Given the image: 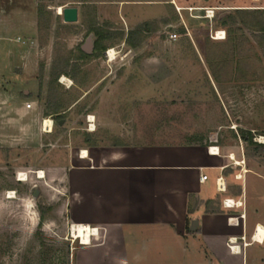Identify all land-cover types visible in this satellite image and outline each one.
Instances as JSON below:
<instances>
[{
    "label": "rangeland",
    "instance_id": "obj_1",
    "mask_svg": "<svg viewBox=\"0 0 264 264\" xmlns=\"http://www.w3.org/2000/svg\"><path fill=\"white\" fill-rule=\"evenodd\" d=\"M71 7L79 18L66 23ZM218 30L226 39H213ZM143 117L168 139L205 135L240 155L264 221V154L240 137L264 144V0H0V264H70L81 242L64 169L82 151L152 137L131 131ZM250 264H264L262 249Z\"/></svg>",
    "mask_w": 264,
    "mask_h": 264
},
{
    "label": "crops",
    "instance_id": "obj_2",
    "mask_svg": "<svg viewBox=\"0 0 264 264\" xmlns=\"http://www.w3.org/2000/svg\"><path fill=\"white\" fill-rule=\"evenodd\" d=\"M150 120L143 117L142 126L131 131H153L152 137L114 144L64 169L68 224L97 229L89 244L72 247L70 264H250L259 258L264 241L255 230L264 221L250 202L251 175L242 157L224 154L217 145L220 152L214 153L205 135L196 141L168 139L163 132L169 128H159L160 122L150 128ZM221 176L226 192L217 188ZM226 199L242 207L227 208ZM208 201H214L210 210ZM243 213L239 225L229 222ZM194 219L199 225L191 231ZM235 238L239 251L229 248Z\"/></svg>",
    "mask_w": 264,
    "mask_h": 264
},
{
    "label": "built area",
    "instance_id": "obj_3",
    "mask_svg": "<svg viewBox=\"0 0 264 264\" xmlns=\"http://www.w3.org/2000/svg\"><path fill=\"white\" fill-rule=\"evenodd\" d=\"M207 14H208L207 17L208 18H211L213 16L214 12L213 11L212 12H208ZM177 38H178V35L176 33L170 34V39L176 40ZM213 39L214 40H224V39H226V31H224V30H218V31H216ZM18 41H20V39H18ZM22 43L25 44V41H22ZM110 51L111 50H109L107 52L108 53V56H109V52ZM28 107L30 108L31 105H28ZM45 122H46V120L43 123V125H44L43 130L44 131H46ZM52 125H53V122H52ZM48 131H49V129H48ZM210 149L211 150H215L214 153H216V154H219V152H220L219 147H216V146H212V147H210ZM203 179L206 180L207 179V176H204ZM217 188L221 192H226L227 191V184H226V181H225V178L224 177L221 176V177H219L217 179ZM224 204H225V206L227 208H230V209H234V208L240 207V206L242 207V204L241 203L235 202L232 199H226L224 201ZM245 217H246V214L243 213L240 216H230L228 220H229V222L231 224L239 225L240 219H245ZM74 226H78V225H76V224H71L70 225V235H71L72 242H75V240H76V238L73 237V234H74L73 228H74ZM257 229L258 228H256L255 232L257 231ZM96 232H97V229H92V232L91 233L94 234ZM253 237H254V235H253ZM243 240H244V237H243ZM229 248L231 249V251H239L240 245L237 243V239L236 238H235V240L231 239V244H230Z\"/></svg>",
    "mask_w": 264,
    "mask_h": 264
},
{
    "label": "bare ground",
    "instance_id": "obj_4",
    "mask_svg": "<svg viewBox=\"0 0 264 264\" xmlns=\"http://www.w3.org/2000/svg\"><path fill=\"white\" fill-rule=\"evenodd\" d=\"M62 10H63V9H62ZM62 10H60V11H62ZM62 13H63V12H62ZM114 56H115L114 50H111V51L109 52V57H111V58L113 59ZM90 119H91L90 121L93 120L92 117H90ZM92 126H93V125H92ZM45 127H46V131H47V132H51V131H52L53 125H52L51 120H46V122H45ZM48 129H49V131H48ZM82 157H84V158H88L89 155H88V153H87L86 151H82ZM23 176H24V174L21 173V174L19 175V180H22V181H23V180H27V178L22 179ZM21 177H22V178H21ZM38 177H39L40 179L45 178V173H44V171H39V173H38ZM8 198H14L13 192H10V193H9V197H8ZM257 228H258V229H257V231L255 232V234H256V239H257L258 241H264V227H263L262 225H259ZM73 231H74L73 237L76 238L75 241L79 240V241H80L81 243H83V244H89V243H90V235H91V232H92V228H90V227H88V226H85V225H78V226H74Z\"/></svg>",
    "mask_w": 264,
    "mask_h": 264
},
{
    "label": "water",
    "instance_id": "obj_5",
    "mask_svg": "<svg viewBox=\"0 0 264 264\" xmlns=\"http://www.w3.org/2000/svg\"><path fill=\"white\" fill-rule=\"evenodd\" d=\"M62 12H63L62 13L63 19L66 23H75L78 21V18H79L78 8L76 7L64 8ZM88 42L89 40H87V45H88ZM86 48L87 47H84V49ZM38 194H39V191L37 190L34 197H36ZM198 225H199V219H194L191 224V231H195L198 228Z\"/></svg>",
    "mask_w": 264,
    "mask_h": 264
},
{
    "label": "trees",
    "instance_id": "obj_6",
    "mask_svg": "<svg viewBox=\"0 0 264 264\" xmlns=\"http://www.w3.org/2000/svg\"><path fill=\"white\" fill-rule=\"evenodd\" d=\"M103 38H105V37H103ZM106 49V48H105ZM240 137H241V140L242 141H244L245 143H251V144H253V145H255L256 146V151H258V152H260V153H262V154H264V144H254L253 143V136H252V134H251V132H247V131H242L241 133H240ZM214 203V201H208L207 202V204H206V206H207V208H208V210H210V208H211V205ZM210 207V208H209ZM50 208H48V210H49ZM215 210V209H214ZM210 212V211H209Z\"/></svg>",
    "mask_w": 264,
    "mask_h": 264
},
{
    "label": "flooded vegetation",
    "instance_id": "obj_7",
    "mask_svg": "<svg viewBox=\"0 0 264 264\" xmlns=\"http://www.w3.org/2000/svg\"><path fill=\"white\" fill-rule=\"evenodd\" d=\"M89 40V42H88V45H87V48L84 50L85 51V53H86V55H89V56H91V55H93V54H95V51L97 50L96 49V46H97V42H98V39L96 38V39H93V38H89L88 39ZM92 42V44H91V42ZM96 49V50H95ZM103 53H104V55L106 56V57H109L108 56V53L106 52V50H103ZM36 193V192H35Z\"/></svg>",
    "mask_w": 264,
    "mask_h": 264
}]
</instances>
